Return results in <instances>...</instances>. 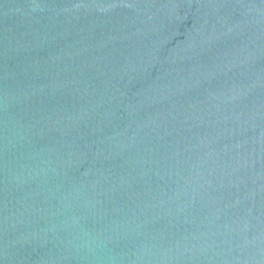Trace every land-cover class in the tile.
<instances>
[{
  "label": "water",
  "instance_id": "95a60500",
  "mask_svg": "<svg viewBox=\"0 0 264 264\" xmlns=\"http://www.w3.org/2000/svg\"><path fill=\"white\" fill-rule=\"evenodd\" d=\"M0 264H264V0H0Z\"/></svg>",
  "mask_w": 264,
  "mask_h": 264
}]
</instances>
